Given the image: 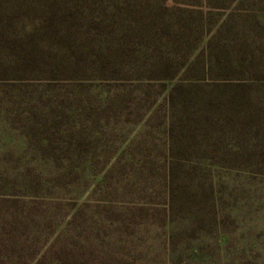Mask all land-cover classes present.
I'll return each mask as SVG.
<instances>
[{
	"label": "rangeland",
	"instance_id": "obj_1",
	"mask_svg": "<svg viewBox=\"0 0 264 264\" xmlns=\"http://www.w3.org/2000/svg\"><path fill=\"white\" fill-rule=\"evenodd\" d=\"M0 264H264V0H0Z\"/></svg>",
	"mask_w": 264,
	"mask_h": 264
}]
</instances>
